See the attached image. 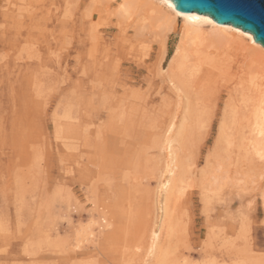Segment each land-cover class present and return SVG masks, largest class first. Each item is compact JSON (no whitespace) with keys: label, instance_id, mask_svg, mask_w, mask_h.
<instances>
[{"label":"rangeland","instance_id":"1","mask_svg":"<svg viewBox=\"0 0 264 264\" xmlns=\"http://www.w3.org/2000/svg\"><path fill=\"white\" fill-rule=\"evenodd\" d=\"M178 20L162 62L157 37L123 35L114 20L100 34L110 65L103 79L77 81L74 64L0 63V264H154L149 245L167 206L170 145L187 171L170 202L179 230L159 246L175 264H264V162L257 168L215 143L220 114L206 130L159 126L180 94L167 79ZM234 51L228 70L210 79L214 101L227 98L247 63ZM79 228L87 240H75Z\"/></svg>","mask_w":264,"mask_h":264},{"label":"bare ground","instance_id":"2","mask_svg":"<svg viewBox=\"0 0 264 264\" xmlns=\"http://www.w3.org/2000/svg\"><path fill=\"white\" fill-rule=\"evenodd\" d=\"M82 2L83 0H0V50L18 52L15 60H11L8 53L1 56L0 63L55 65L59 68L74 64L76 73L83 76L76 77L77 81L103 79L105 69L110 65L103 62L108 58V50L98 49L102 45L100 34H108L113 28L111 24L114 20L123 35L125 29H132L135 35L146 32L157 37L159 62H162L167 54L168 39L170 35L177 33L180 18L179 39L167 65V79L173 90L180 94L176 95L177 106L173 113L169 109L161 111L159 126L167 132H184L209 127L216 114H220V121L217 116L214 118L219 121L215 143L234 148L239 160L248 161L257 168L264 162V48L254 43L250 34L229 25H218L207 16L178 12L167 0H91L83 8ZM47 3L48 7H45ZM78 11L80 15L74 20ZM124 38L126 36L120 42H124ZM232 50L242 53L247 63L242 71L239 69L241 74L236 76L238 81L227 93V98L214 101L213 95L209 98L210 79L212 75L228 70ZM112 69L115 72L117 67ZM163 69L161 66L158 71ZM221 105L223 109L220 112ZM172 141L168 140L169 143ZM169 147L174 165L165 188L167 206L159 226V235L149 245V254L154 258V264H175L170 250L161 248L159 243L163 234L169 240L173 236L175 221L170 202L174 200L175 204V199L183 189L187 171L179 165L178 155L174 151L172 153V146ZM207 188L204 189L205 193L211 191L212 185L209 184ZM109 225L107 223V227ZM84 230L85 228H79L75 234L78 238L75 240L84 237L81 235ZM88 235L85 233V236ZM83 240H87V237ZM244 255L247 256L245 252ZM248 261L256 264L253 258H248L246 262Z\"/></svg>","mask_w":264,"mask_h":264},{"label":"water","instance_id":"3","mask_svg":"<svg viewBox=\"0 0 264 264\" xmlns=\"http://www.w3.org/2000/svg\"><path fill=\"white\" fill-rule=\"evenodd\" d=\"M176 11L207 16L252 36L264 48V0H167Z\"/></svg>","mask_w":264,"mask_h":264},{"label":"snow or ice","instance_id":"4","mask_svg":"<svg viewBox=\"0 0 264 264\" xmlns=\"http://www.w3.org/2000/svg\"><path fill=\"white\" fill-rule=\"evenodd\" d=\"M189 19H193V20H195V19H199L198 17H189ZM206 23H211V21H205Z\"/></svg>","mask_w":264,"mask_h":264}]
</instances>
